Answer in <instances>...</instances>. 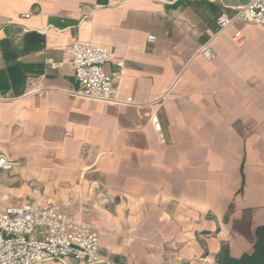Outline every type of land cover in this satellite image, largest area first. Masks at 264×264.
Instances as JSON below:
<instances>
[{
  "label": "crops",
  "instance_id": "crops-1",
  "mask_svg": "<svg viewBox=\"0 0 264 264\" xmlns=\"http://www.w3.org/2000/svg\"><path fill=\"white\" fill-rule=\"evenodd\" d=\"M247 1L0 0V210L54 204L91 224L95 264L250 252L264 225V26L216 23ZM72 41L109 48L107 72L123 62L118 102L76 98L73 67L47 62Z\"/></svg>",
  "mask_w": 264,
  "mask_h": 264
},
{
  "label": "built area",
  "instance_id": "built-area-1",
  "mask_svg": "<svg viewBox=\"0 0 264 264\" xmlns=\"http://www.w3.org/2000/svg\"><path fill=\"white\" fill-rule=\"evenodd\" d=\"M235 19L264 26V0H248L238 6L232 16L220 13L216 17L218 32L226 30ZM232 38L237 44L243 41L240 32H236ZM154 39L153 35L147 36L149 42ZM64 51L65 57L61 61L47 59V62L53 68L64 63L73 67L77 82L73 96L118 102L123 62H117L116 69L107 72L105 65L112 56L109 48L90 41H72ZM198 54L212 59L214 54L210 42L201 45ZM151 122L155 130L160 131L156 116L151 117ZM10 166L11 162L0 154V168ZM65 257L84 259L93 264L100 262L99 230L87 222L70 217L54 204L38 206L26 201L0 210V264H43L49 260L62 261Z\"/></svg>",
  "mask_w": 264,
  "mask_h": 264
},
{
  "label": "trees",
  "instance_id": "trees-1",
  "mask_svg": "<svg viewBox=\"0 0 264 264\" xmlns=\"http://www.w3.org/2000/svg\"><path fill=\"white\" fill-rule=\"evenodd\" d=\"M223 264H264V225L256 227L255 241L250 252L242 254L239 258H230Z\"/></svg>",
  "mask_w": 264,
  "mask_h": 264
}]
</instances>
